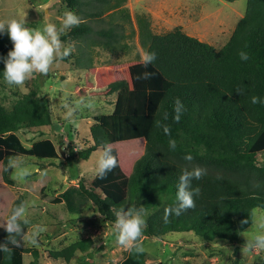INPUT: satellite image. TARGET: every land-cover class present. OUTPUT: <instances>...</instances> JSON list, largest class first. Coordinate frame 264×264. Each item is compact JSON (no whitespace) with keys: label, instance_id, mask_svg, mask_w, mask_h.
<instances>
[{"label":"trees","instance_id":"obj_1","mask_svg":"<svg viewBox=\"0 0 264 264\" xmlns=\"http://www.w3.org/2000/svg\"><path fill=\"white\" fill-rule=\"evenodd\" d=\"M64 2L75 8L81 0ZM91 31L83 20L61 38L79 39ZM141 31L147 41L145 52H154L155 61L147 66L142 60L129 64L128 80L116 79L106 86L107 95L115 94L112 110L92 116L90 144L68 155L69 159H88L104 144L141 140L143 150L127 177L126 197L116 202L82 178L56 195H44L48 175L36 182L26 180L25 190L48 202L60 199L71 213L81 212L92 201L112 221L121 208L143 207L147 215L142 243L145 235L161 237L172 231H192L204 240L238 241L240 233L253 222V210L264 211V165L257 163L264 154V102H251L253 96L264 101V0H246L243 15L219 48L185 33L180 26L163 33H152L147 27ZM98 32L110 34V30ZM12 48L7 32L0 33V79H4L2 58ZM242 51L248 54L247 60L240 58ZM143 73H151L150 78L138 79ZM237 89H242V94ZM176 98L185 107L178 123L173 119ZM158 120L169 126L170 136L156 126ZM44 125H53L52 108L38 88L20 95L9 109L0 104V226L11 210L24 202L23 193L15 196L7 187L11 184L5 170L9 159L19 155L55 159L59 155L50 138L35 140L27 147L17 134L18 130ZM170 139L176 141L175 150L169 147ZM189 153L191 162L184 159ZM196 166L206 169V175L191 182L192 188H200L195 208L171 215L165 223V208L177 203L182 170ZM244 220L248 222L242 223ZM22 226L26 233L27 225ZM7 236L0 227V244ZM90 243L84 238L61 249H50L48 255L52 260L68 262L76 251L87 253ZM8 246L11 255L0 251V264H24L25 254L33 256L28 264H37V250L24 242L20 247ZM83 257L77 264H83ZM119 264H145V260L143 254L128 251Z\"/></svg>","mask_w":264,"mask_h":264},{"label":"rangeland","instance_id":"obj_2","mask_svg":"<svg viewBox=\"0 0 264 264\" xmlns=\"http://www.w3.org/2000/svg\"><path fill=\"white\" fill-rule=\"evenodd\" d=\"M245 7L246 0H81L75 8L68 7L64 0H0V20L25 18L30 29L42 30L47 23L59 29L64 13L73 11L92 28L79 39L61 38L65 46L73 45L75 50L68 59L55 61L48 75L35 74L22 86L7 85L0 79V104L4 107L9 109L20 95L38 88L49 99L52 108V126L18 130L17 134L27 147L35 140L51 138L58 149V157H13L31 170V175L24 181L14 180L12 170L7 172L11 182L7 187L15 196L23 193L24 203L28 205L29 223L25 234L36 224L47 229L40 235L38 246L24 242L25 246L37 250V264H77L82 255L83 264H119L128 254L113 235L115 221L106 218L92 201L81 212L71 213L60 199L48 202L26 191L24 182H36L37 178L48 175L50 179L42 193L56 195L82 178L116 202L126 197L127 177L135 158L143 150L141 140L110 145L117 166L104 178L96 174L102 148H97L88 159H69L68 155L90 144L92 116L112 110L115 94L107 95L106 86L116 79L128 80V65L141 60L147 43L141 29L147 27L152 33H162L180 25L185 32L219 48L229 38ZM142 20L147 26H143ZM100 30H110V34L104 36L98 32ZM80 98L91 101L93 107L82 108L73 120H66L63 104H74ZM257 163L264 165V154L258 157ZM253 216L250 227L234 242L220 238L204 240L192 231H172L161 237L145 235L142 253L145 264L264 263V252L242 253L247 237L257 233L256 222L264 217V211L255 208ZM84 238L91 240L87 253L76 251L68 262L49 257L48 250L61 249ZM32 259V255L25 254L24 264Z\"/></svg>","mask_w":264,"mask_h":264},{"label":"clouds","instance_id":"obj_3","mask_svg":"<svg viewBox=\"0 0 264 264\" xmlns=\"http://www.w3.org/2000/svg\"><path fill=\"white\" fill-rule=\"evenodd\" d=\"M81 23H83L82 18L73 11H66L64 13L59 29L51 23L45 24L42 30L30 29L26 26L25 18L21 20H0V33L7 32L13 43V48L9 50L6 57L2 58L5 65L3 70L4 82L7 85L22 86L32 79L35 74L48 75L55 61L67 58L75 50L73 45L65 46L62 43L61 35L65 30L78 27ZM239 56L242 60L249 58L248 54L243 51L239 53ZM155 59L156 54L154 52H143L141 54V60L145 66L153 63ZM150 76L151 73H143L137 78L148 79ZM237 91L242 94L243 90L237 89ZM251 102L256 104L264 101H261L257 96H253L251 97ZM63 107L66 109L64 118L71 121L74 119L77 111L85 107L91 109L93 104L85 98H80L74 104L64 103ZM184 111L185 107L183 103L179 98H176L173 119L177 123L180 121ZM167 119L168 113L165 112L163 120L166 121ZM156 126L162 127L166 135H171L167 124H162L158 120ZM169 147L175 150L176 141L174 139L169 140ZM112 153L113 150L109 144H104L100 150L96 164V174L100 178H104L108 172L117 166V159ZM184 159L191 162L193 157L189 153L185 155ZM5 170H12L13 179L18 181H24L31 175L30 168L23 166L22 161L13 158L9 159ZM204 175H206V169L199 166L193 167L191 170L188 168L182 170L177 185V203L175 206L165 208L163 216L165 223L168 222L171 215L179 216L183 212L195 208V197L200 195V188H192L191 182L193 179H202ZM27 208L28 205L21 202L11 210L5 223L0 226L4 227L8 233L6 242L0 244V251L7 256H10L12 252V249L8 246L9 244L14 247H20L23 242H27L32 246H38L40 235L47 231L44 225L36 224L33 225L30 233L25 234L22 225L29 223ZM115 217L113 235L117 244L129 252L142 254L145 251L141 240L143 229L146 226L144 208H121L115 212ZM247 222V220L242 221V223ZM256 226L258 229L257 233L251 238L247 237V241L242 247L243 255L264 252V217H260L256 222Z\"/></svg>","mask_w":264,"mask_h":264},{"label":"crops","instance_id":"obj_4","mask_svg":"<svg viewBox=\"0 0 264 264\" xmlns=\"http://www.w3.org/2000/svg\"><path fill=\"white\" fill-rule=\"evenodd\" d=\"M176 26H180V25H176ZM175 27V26H174ZM173 27V28H174ZM181 27V26H180ZM172 29V28H171ZM171 29H169V30H171ZM181 29L184 31V29L181 27ZM169 30H167V31H169ZM164 32H166V31H164ZM185 32V31H184ZM163 33V32H162ZM185 33H187V34H189V35H192V34H190V33H188V32H185ZM194 36V35H193ZM196 37V36H195ZM198 38V37H197ZM201 40V39H200ZM204 41V40H203ZM111 95V94H110ZM115 99V98H114ZM91 125V124H90ZM49 138V137H48ZM51 139V138H50ZM52 140V139H51ZM90 140H91V137H90ZM53 141V140H52ZM55 144V143H54ZM98 148H100V147H98ZM97 149V148H96ZM95 149V150H96ZM94 152V151H93Z\"/></svg>","mask_w":264,"mask_h":264},{"label":"water","instance_id":"obj_5","mask_svg":"<svg viewBox=\"0 0 264 264\" xmlns=\"http://www.w3.org/2000/svg\"><path fill=\"white\" fill-rule=\"evenodd\" d=\"M59 151L61 152V154H63L61 146H59Z\"/></svg>","mask_w":264,"mask_h":264}]
</instances>
